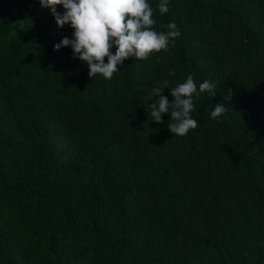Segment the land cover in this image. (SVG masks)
<instances>
[{
    "label": "trees",
    "instance_id": "obj_1",
    "mask_svg": "<svg viewBox=\"0 0 264 264\" xmlns=\"http://www.w3.org/2000/svg\"><path fill=\"white\" fill-rule=\"evenodd\" d=\"M148 2L180 37L105 80L39 0H0V264H264V0ZM189 74L218 87L180 137L148 105Z\"/></svg>",
    "mask_w": 264,
    "mask_h": 264
},
{
    "label": "clouds",
    "instance_id": "obj_2",
    "mask_svg": "<svg viewBox=\"0 0 264 264\" xmlns=\"http://www.w3.org/2000/svg\"><path fill=\"white\" fill-rule=\"evenodd\" d=\"M39 4L50 10L58 28L67 24L72 29L71 38L63 37L53 45V50L70 47L72 56L87 64L90 79L97 74L105 80L112 79L126 59L147 60L154 53L168 51L169 45L181 35L175 22L164 26L168 29L166 32L155 30L157 21L153 19L154 10L148 0H39ZM168 4L169 0H159L157 8L161 15L168 12ZM57 5L63 7L62 13L57 11ZM168 75L175 72L170 71ZM217 87L208 79L197 84L191 74L174 87H169V81L164 80L152 89L151 97L158 99L148 105L151 120L161 123L162 114L170 113L168 130L183 137L199 126L191 115L195 110L194 98L201 93L214 96ZM164 88L169 89L171 101L162 94ZM230 98L231 90H228L224 100ZM226 111L225 103H217L210 118L217 120Z\"/></svg>",
    "mask_w": 264,
    "mask_h": 264
}]
</instances>
